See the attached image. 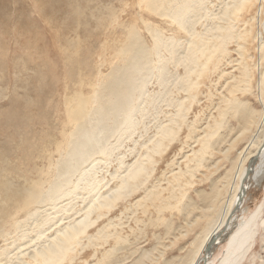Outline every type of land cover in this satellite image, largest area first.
Segmentation results:
<instances>
[{"label":"bare ground","instance_id":"6f19581e","mask_svg":"<svg viewBox=\"0 0 264 264\" xmlns=\"http://www.w3.org/2000/svg\"><path fill=\"white\" fill-rule=\"evenodd\" d=\"M207 1L139 0L145 10L167 23L169 34H162L143 19L146 31L150 33V47L142 42L139 31L130 29L116 50L122 63L112 69L115 75L108 73L105 82L102 81L103 85L100 82V86H92L87 99L91 103L90 107L86 109V100L76 94L77 101L73 100L72 105L66 109L68 120L75 130L69 133L66 140L68 149L66 156H63L64 165L61 164L64 166L63 173L56 171L52 181L45 187L37 182L35 185L20 187L0 179V194L5 200L16 198L19 208L34 204L38 207L27 214L36 215L32 221L33 235L24 237L20 233L24 237L20 245L17 244L11 250L0 248V263L4 259L2 264H85L87 258L78 257L80 253L91 249L94 256L100 249V257L88 264H118L113 259L114 253L125 246L128 235L136 232L139 222H143L142 217L137 215L155 213L157 219H163L162 212L168 208L182 212V201L187 194L185 189L192 186L194 173L206 167L204 160L225 141V151H218L225 153L244 143L247 144L245 151L248 152L244 153L238 165V180L226 209L218 221L213 222L208 218L209 221L196 237L192 252L184 264H237L245 255L255 228L264 222L263 218L256 217L254 211L236 222L234 219L242 210L240 206L248 182L257 177L264 164V126L260 139H251L252 142L249 140L259 114L250 107L246 98L251 95L253 80L251 68L246 63L249 57L247 46L256 37L252 33L254 15L248 18L246 15L255 7V15L259 12L261 14L260 25L264 33V0H218L220 6L217 11L209 8ZM238 23H242L240 27H237ZM230 42L236 45L238 57L235 59L228 55ZM257 47L261 65L258 66L254 87H257L258 102L264 106V37H260ZM224 64L230 65V70L221 68ZM212 74L216 78L210 80V85L214 82V87L220 81V90L216 94L218 100L212 107L215 112L209 114L210 118L201 127V131L193 136L197 129L195 124L199 123L196 120L198 115L195 113V119L190 121L188 115L199 101L201 86L208 84L202 80L209 79ZM152 79L163 95H167L166 99H162L171 108L166 119L156 125L154 133L139 144L137 151H132L133 147L130 149V152H134L130 162L122 160L124 155L117 157V166L113 172L108 173L109 178L97 176L95 164L101 161L105 164L124 139L134 133L135 128H132L137 125V121L133 115L138 110L135 104L142 94L147 96L146 85ZM107 82L112 83V86L108 83L105 87L109 90L107 94L110 96V104L107 109L97 112L98 117L92 119H95L94 124L87 128L83 126V120L86 119L88 109L96 105L94 101L99 95L97 91ZM206 94L208 98L214 96L210 90ZM110 115L113 118L112 121L110 119L111 124H108ZM230 119H235L236 123L228 127V134H222L220 129L227 126ZM182 129L186 130V144L189 139H193L188 146L196 143V148L190 146L188 153L182 155L183 166L177 164L175 169L168 170V174L163 171L162 178L156 180L153 178L154 167L168 150L175 148ZM231 132L234 134L226 139ZM216 143L219 144L214 147ZM57 147L55 151L60 150V144ZM89 159L90 164H87ZM60 163L57 162V168ZM171 165L172 160L167 164L168 168ZM262 187L264 189V179ZM219 193L220 188L214 187L211 196L202 198L209 205L206 209L202 208V214L197 218L208 216L210 211L213 214ZM134 198L136 200L132 202ZM39 204H44V209ZM119 204L123 208L116 214ZM39 209L42 210L38 212ZM129 220L134 224H129ZM107 244L109 248H105ZM206 246L211 247L209 251H206ZM214 246L221 247L220 255L216 256ZM149 254L144 251L127 264H146L145 259L149 258Z\"/></svg>","mask_w":264,"mask_h":264},{"label":"rangeland","instance_id":"374dc122","mask_svg":"<svg viewBox=\"0 0 264 264\" xmlns=\"http://www.w3.org/2000/svg\"><path fill=\"white\" fill-rule=\"evenodd\" d=\"M209 2L207 1L209 8L215 11L219 9L218 0ZM255 12L256 8L253 7L246 15L247 18L254 15L252 33L256 36L247 46L249 57L246 63L251 68L253 80L249 93L251 95L246 98L250 107L259 114L257 123L252 127L254 129L251 131L250 142L260 139L264 126V106L258 102L257 87H254L258 66L261 63L257 45L260 37H264V33L260 25L261 14L259 12L255 15ZM143 19L158 28L162 34H169L167 23L156 14L145 10L139 0H0V179L8 180L20 187L31 186L33 183L35 185L36 182L45 187L52 181L56 171L63 173L64 166L61 164L64 165L62 162L68 149L66 145L69 133L75 130L68 120L66 112L68 105H72L73 100L77 101L75 96L79 94L86 100V109L90 107L91 103L87 99L92 86H100V82L103 85L102 81L107 79L108 73L112 72L115 75L112 69L122 63V59L116 55V50L130 29L139 31L142 42L150 47L151 37L146 31ZM241 24L238 23L237 27ZM235 47L234 42L228 44L230 49L228 55L232 59L238 57ZM225 65L221 68L230 70V65L226 67ZM215 78L216 76L212 74L209 79L202 80L208 84L201 86L200 92L203 94L199 92V101L193 105L188 115V121L195 119V113L198 115L196 120L199 123L195 124L197 129L193 136L201 131V127L210 118L209 114L215 112L212 107L218 100L216 94L218 89L220 90L218 87L220 81L214 87V82L210 85V80ZM153 80L146 85L149 94L147 93V96L144 94L146 97L142 94L135 104L138 110L133 117L134 119L136 117L137 125L133 128L128 126L129 129L135 128L134 133L128 138L124 137L120 147L108 157L105 164L104 161L95 164L97 176L109 178V174L117 166V157L124 155L122 160L125 163L130 162L134 156L130 149L133 147L132 151H137L139 144L154 133L156 125L166 119L171 108L166 106L162 99H166L167 95H163ZM108 83L97 91L99 95L94 101L96 105L88 109L83 126L90 128L95 121L92 119L99 115L97 112L100 109H107L110 104V96L107 94L109 90L105 89ZM109 86H112V83H109ZM208 90L212 91L214 96L208 98L206 94ZM112 118L113 115H110L108 124H111ZM235 123V119H230L220 132L228 134V127ZM185 131L182 129L179 140L175 142V148L168 150L170 153L167 152L166 157L159 160L154 167L153 178L156 180L162 178L163 171L168 174L169 169H175L177 164L182 165V155L188 153L190 146L196 145L192 143L188 146L193 139L187 140L186 144ZM232 134L234 133L231 132L226 139H230ZM59 144L60 150L55 151ZM218 144L216 143L214 147ZM224 146H227L226 141L221 142L213 154L204 160L206 167L199 168L194 173L192 186H186L185 189L187 194L182 201L184 205L182 212L168 208L162 212L163 219L160 218L162 220L157 219L158 215L155 213L137 215L143 220L138 225L141 231L136 228L135 234L128 235L125 246L114 253L113 259L116 263H130L144 251L150 253L149 258L145 259L146 264L185 263L192 252L196 237L209 221L208 218L214 220L213 222L218 221L226 209L238 180L240 169L238 165L244 153L248 152L245 151L247 144L244 143L225 153L222 152L225 151ZM220 149L222 151H218ZM171 160L173 165L168 168L167 164ZM90 161L89 159L86 163L90 164ZM57 162L60 163L58 168ZM263 167L264 164L257 177L248 182V189L240 206L242 210L239 216L235 215V222L252 211L256 213V217L259 216L264 221ZM214 187L220 188L221 192L219 193L221 196L218 195L216 199L219 201L215 203L216 210L213 214L210 211L208 216L197 218L202 214V208L206 209L209 205V202L202 198L211 196ZM2 196L0 194V248L7 247V250H11L24 241L25 235L29 237L33 235L32 221L36 215L27 214L34 207L35 209L38 207L34 204L27 208H19L17 207L19 201L17 202L16 198L7 201ZM171 201L174 202L173 199ZM38 206L44 209V204ZM121 208L123 207L120 205L116 214ZM146 216L152 221L145 219ZM129 224L134 223L129 220ZM255 230L247 252L237 264H264V222ZM109 246L107 244L105 248ZM220 248L216 246V256L220 255ZM100 252L99 249L92 256L91 249H85L78 257L85 256L87 258L85 264H88L98 259Z\"/></svg>","mask_w":264,"mask_h":264},{"label":"water","instance_id":"95a60500","mask_svg":"<svg viewBox=\"0 0 264 264\" xmlns=\"http://www.w3.org/2000/svg\"><path fill=\"white\" fill-rule=\"evenodd\" d=\"M238 206H239V205H238ZM234 211H235V210H234ZM228 221H230V220H228ZM226 227H227V224H226ZM214 239H215V241H216V238H214ZM214 239H213V240H214ZM213 240H212V242H211V243H213ZM210 248H211V247H209V246H206V248H205V249H206V251H209V250H210ZM204 261H205V260H204Z\"/></svg>","mask_w":264,"mask_h":264}]
</instances>
